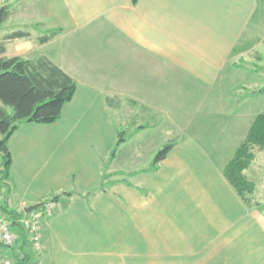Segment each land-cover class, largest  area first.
Listing matches in <instances>:
<instances>
[{"label": "crops", "instance_id": "crops-1", "mask_svg": "<svg viewBox=\"0 0 264 264\" xmlns=\"http://www.w3.org/2000/svg\"><path fill=\"white\" fill-rule=\"evenodd\" d=\"M12 1L0 0L9 12L0 24V59L54 68L75 84L57 122L21 124L7 143L8 210L42 204L32 213L40 217L43 251L35 256L14 227L20 251L33 252L36 264H264V208L247 206L222 174L259 112L248 109L249 123L241 117L219 125L225 141L218 157L182 114L190 88L210 93L226 84L225 102L237 104L258 94L247 91L263 86V71L247 60L263 59L264 0H22L21 17L27 8L31 25L20 27L33 33L13 30ZM19 31L26 36L14 37ZM122 104L149 124L123 136L110 159L124 133L113 121ZM144 137L136 145L154 152L147 167L118 171L105 192L88 194L109 165L130 159L127 142ZM168 143L167 156L147 170ZM61 193L70 195L48 212L43 204Z\"/></svg>", "mask_w": 264, "mask_h": 264}, {"label": "trees", "instance_id": "trees-1", "mask_svg": "<svg viewBox=\"0 0 264 264\" xmlns=\"http://www.w3.org/2000/svg\"><path fill=\"white\" fill-rule=\"evenodd\" d=\"M131 1L135 4L138 0ZM8 15L7 9L1 7L0 24L7 19ZM60 31V29L51 30L47 36L41 39V42L48 41L50 37L59 34ZM25 36L26 34L20 31L14 34V37ZM257 60L261 61V58L257 56ZM256 71L264 72V66L258 67ZM74 90V82L58 70L55 71L54 68L37 67L20 57L0 59V103L3 107L12 110V114H8L0 107V180L6 186V193L9 194L8 191L11 190V187L7 185L11 165L10 152L7 148L9 138L21 124L49 125L57 122L60 119L63 106L71 101ZM258 93L264 95V84L258 90ZM122 134V132L118 134V140L110 153V159L115 155L120 143L123 142ZM173 146V143H168L158 150L147 170H155V166L167 156ZM263 149L264 104L261 111L256 115L244 140L237 147L233 157L228 161L222 172L225 179L247 206H250L255 185L247 180L244 172L254 160V150ZM112 176H117V174L103 173L100 184L90 190L88 194L105 192L114 181L110 180ZM63 195L70 194L61 193L47 202L56 203L57 199ZM7 200H9L8 196L4 198V203L0 204L1 208L11 221L12 227L18 230L19 235L25 242L26 232L20 225V220L28 214L25 212L16 214L8 210ZM29 259L27 255L23 254L21 261H16L15 264H27Z\"/></svg>", "mask_w": 264, "mask_h": 264}, {"label": "rangeland", "instance_id": "rangeland-1", "mask_svg": "<svg viewBox=\"0 0 264 264\" xmlns=\"http://www.w3.org/2000/svg\"><path fill=\"white\" fill-rule=\"evenodd\" d=\"M12 12H13V16L11 18V22L10 24L13 25V30H24L27 29L30 33H33L34 30L31 29L32 27H25V29H21L20 25H31L30 21L27 18V14H29L28 9L26 8V11H24V17H21V3L22 0H13L12 1ZM23 4V3H22ZM30 15V14H29ZM36 21V17L31 21L34 22ZM38 27V25H37ZM264 54V52H263ZM248 65H253L252 67H250V69L252 70H258V67H262L264 66V55H263V59L261 61H258L256 58V55H252L250 58H248ZM260 72V71H258ZM262 77L264 78V72H262ZM253 79H258V76H253V77H248L247 80H253ZM256 82V81H255ZM253 82V83H255ZM264 84V83H263ZM262 84V85H263ZM250 86H254V84H250ZM260 87V85H259ZM193 90V93L190 96L189 101H187L188 103L184 104V111H182V114L184 115V117L187 119V121H191L194 120V123L197 122L199 128L201 129V135H195L194 137L196 139L199 140L200 144L202 146H204L208 151H210L211 153H213V155L215 156L218 153V150H221V146L224 145L222 144L225 141V136L222 137V135H224L221 131L222 128L219 127V125H232L234 124V122L240 121V118H242V120L246 123L250 122L251 118H247L248 114V109L253 112L256 113V111L260 112L261 111V105L264 104V95H261L258 93V90H255L256 88L253 89H249L247 91L248 94H256L254 96H247V100H250V103L245 104V100L241 101V103L238 100V104L237 102L234 103V101L232 100L230 103L229 102H225V98H228V95L231 94V88H229L226 84L224 86L221 87H214V88H210V93H208V89L207 88H190ZM253 90V92H252ZM238 95H242V93H238ZM231 97V96H230ZM233 99V97H231ZM250 98V99H248ZM238 99V98H237ZM238 105V106H237ZM237 106V107H236ZM191 107V108H190ZM263 107V106H262ZM124 108V111H123ZM193 108H196L198 110L197 114L195 115V113L193 112ZM191 109V110H190ZM235 110V115L234 113H231L232 110ZM138 112V110H135L133 108H130L129 106H127V104H122L119 110H114V124H116V126L118 125L120 130L124 131V133L122 134V137L124 136L125 138L129 139V136H134V130L135 129H141L143 128V125H148L149 122H147L144 118H137V119H133L132 115ZM8 113L12 114V110L8 109ZM256 116H254L253 118L255 119ZM253 119V121H254ZM241 120V121H242ZM227 123V124H225ZM253 123V122H252ZM251 127V126H250ZM136 130V131H137ZM131 134V135H130ZM160 136H158L159 138ZM232 137V136H231ZM237 141L239 139H241L242 134H238L237 136ZM245 137V136H243ZM146 138L149 139V137H144V138H137L136 141L133 142V140L128 141L127 144L125 145V147H123L125 149V154H129L130 155V159L125 158V160H121V161H115L114 164L109 165L108 171L109 173H115L118 174V171H124V172H131V171H135L138 169H143L145 167H147L144 162V159L147 157L149 158L151 156L152 153L154 152H148V151H144L141 148V145H139V142H143ZM233 139V137H232ZM244 140V139H243ZM242 140V141H243ZM241 141V142H242ZM227 142H229L230 144V140H228ZM240 142V143H241ZM136 143L138 145H136ZM229 144H226L224 149L227 148V146ZM133 145L136 148L135 151L133 150ZM133 153L135 154L134 156ZM254 160L251 164V166L244 172L246 178L248 181L252 182L255 185V189H254V194L251 196V201L253 202V205L255 203H257V205L259 204L260 206H262L264 208V149L263 150H254ZM156 154V153H155ZM234 155V154H233ZM218 157V156H215ZM233 157V156H232ZM136 158V159H134ZM117 162V163H116ZM1 177V175H0ZM119 177V176H118ZM116 176H112L110 178V180H114L116 178H118ZM2 184L1 180H0V203L3 204L4 203V198L8 196L9 199H11L12 196V191L9 190V194L6 193V186ZM16 205V203H15ZM14 205V206H15ZM32 216L29 215V217ZM27 218V217H26ZM16 248H12L15 250V252H11L10 250L12 249H5L7 251L3 252V256H1L2 261L1 264H15V261L13 260V256L14 253H17L18 255L17 257V261L20 262L23 254L25 253L30 260L28 261V264H36V259H34V255H36V252H31V251H26V252H22L19 249V244L20 241L17 240L16 242ZM31 248L32 245L29 242ZM18 250V251H17ZM23 253V254H21ZM32 253L34 255H32ZM41 254V253H40ZM39 257V256H37ZM34 259V260H33ZM34 261V262H33Z\"/></svg>", "mask_w": 264, "mask_h": 264}, {"label": "built area", "instance_id": "built-area-1", "mask_svg": "<svg viewBox=\"0 0 264 264\" xmlns=\"http://www.w3.org/2000/svg\"><path fill=\"white\" fill-rule=\"evenodd\" d=\"M54 205L55 203L53 202H46L44 206L48 212H50ZM20 225L28 234L29 242L31 243L33 250L37 254L42 253L43 245L40 234V217L32 214V216L20 220ZM17 239L18 236L0 205V246L6 249H12L15 246Z\"/></svg>", "mask_w": 264, "mask_h": 264}, {"label": "water", "instance_id": "water-1", "mask_svg": "<svg viewBox=\"0 0 264 264\" xmlns=\"http://www.w3.org/2000/svg\"><path fill=\"white\" fill-rule=\"evenodd\" d=\"M39 206H40L39 204L33 205V206H29V207L24 209V212L25 213H31L32 211L36 210Z\"/></svg>", "mask_w": 264, "mask_h": 264}]
</instances>
